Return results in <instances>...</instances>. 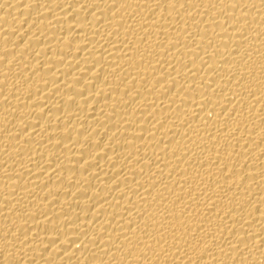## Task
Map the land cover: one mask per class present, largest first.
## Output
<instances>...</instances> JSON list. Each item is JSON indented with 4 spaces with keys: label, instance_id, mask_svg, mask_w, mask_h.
I'll use <instances>...</instances> for the list:
<instances>
[{
    "label": "bare ground",
    "instance_id": "1",
    "mask_svg": "<svg viewBox=\"0 0 264 264\" xmlns=\"http://www.w3.org/2000/svg\"><path fill=\"white\" fill-rule=\"evenodd\" d=\"M0 264H264V0H0Z\"/></svg>",
    "mask_w": 264,
    "mask_h": 264
}]
</instances>
